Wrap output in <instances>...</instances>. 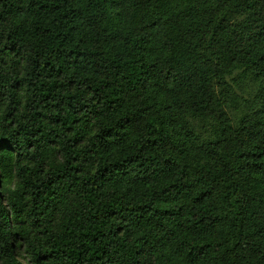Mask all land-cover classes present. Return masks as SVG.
<instances>
[{
  "label": "trees",
  "instance_id": "obj_1",
  "mask_svg": "<svg viewBox=\"0 0 264 264\" xmlns=\"http://www.w3.org/2000/svg\"><path fill=\"white\" fill-rule=\"evenodd\" d=\"M0 264H264V0H0Z\"/></svg>",
  "mask_w": 264,
  "mask_h": 264
},
{
  "label": "rangeland",
  "instance_id": "obj_2",
  "mask_svg": "<svg viewBox=\"0 0 264 264\" xmlns=\"http://www.w3.org/2000/svg\"><path fill=\"white\" fill-rule=\"evenodd\" d=\"M233 89L235 92V96H239L240 98H237L238 102L235 104H233L232 100L230 104L227 101L225 110L230 119L236 121L240 113H243L250 109L255 89L250 80H247L246 82L241 84V86H233ZM193 125L196 131L204 138H212L216 128L214 120H195L193 121Z\"/></svg>",
  "mask_w": 264,
  "mask_h": 264
}]
</instances>
